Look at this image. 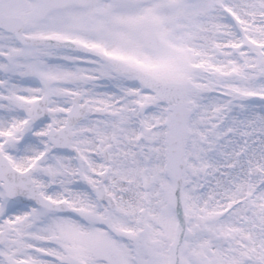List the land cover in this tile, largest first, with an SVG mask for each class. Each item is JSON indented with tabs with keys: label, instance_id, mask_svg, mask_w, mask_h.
Returning <instances> with one entry per match:
<instances>
[{
	"label": "snow or ice",
	"instance_id": "1",
	"mask_svg": "<svg viewBox=\"0 0 264 264\" xmlns=\"http://www.w3.org/2000/svg\"><path fill=\"white\" fill-rule=\"evenodd\" d=\"M0 264H264V0H0Z\"/></svg>",
	"mask_w": 264,
	"mask_h": 264
}]
</instances>
